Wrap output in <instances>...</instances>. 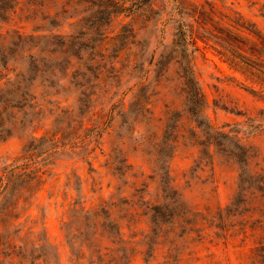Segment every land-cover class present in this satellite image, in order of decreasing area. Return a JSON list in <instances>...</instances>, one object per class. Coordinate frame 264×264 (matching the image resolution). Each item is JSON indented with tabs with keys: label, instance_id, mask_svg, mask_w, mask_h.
<instances>
[{
	"label": "rangeland",
	"instance_id": "1",
	"mask_svg": "<svg viewBox=\"0 0 264 264\" xmlns=\"http://www.w3.org/2000/svg\"><path fill=\"white\" fill-rule=\"evenodd\" d=\"M181 1L200 127L163 0H18L0 17V264L263 262L264 96L223 55L225 22L264 29V0Z\"/></svg>",
	"mask_w": 264,
	"mask_h": 264
},
{
	"label": "trees",
	"instance_id": "2",
	"mask_svg": "<svg viewBox=\"0 0 264 264\" xmlns=\"http://www.w3.org/2000/svg\"><path fill=\"white\" fill-rule=\"evenodd\" d=\"M18 0H0V17H6L13 12L14 6ZM69 1V0H68ZM74 2L86 3L97 14L106 13L111 15L112 13L119 12L123 8L128 7L130 12L140 8L143 5L151 4L153 0H130L127 6H123V2L120 0H73ZM164 1V14L166 19L172 26V46L177 48V52L182 63V83L184 87L183 103L186 106L188 112L193 115V120L196 127H200L203 123L202 116H198L205 104L204 96L198 85L197 78L193 73V44L198 38L197 28L195 22L198 20L193 17V13H189L183 6L181 0H163ZM32 2H30L31 4ZM200 15L201 12H196ZM230 22H225L231 29V35L228 40H224L225 44L229 47H235V49L229 51L224 50V60L227 64L240 71L246 79L252 84L257 85V89L250 86H243L248 92L264 96V29L256 26L254 22H248L241 15L235 19H229ZM198 27H200L198 25ZM227 35V34H226ZM241 36L238 39L236 36ZM237 41V44H233L232 41ZM192 48V49H191ZM225 49V48H224ZM223 51V50H222ZM229 55V56H228ZM4 59V54L0 58ZM14 171L6 172L5 182L2 184L3 192L11 186L12 178L14 177ZM23 187V186H22ZM21 188V186H20ZM9 205L8 207H12ZM158 205L153 204L150 209L157 210ZM79 211L88 213V210L79 208ZM262 253L260 256L264 258V245L260 246ZM262 261V260H261ZM259 264H264L259 262Z\"/></svg>",
	"mask_w": 264,
	"mask_h": 264
}]
</instances>
